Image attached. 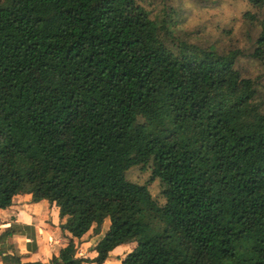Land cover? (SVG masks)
I'll return each instance as SVG.
<instances>
[{"label": "trees", "instance_id": "16d2710c", "mask_svg": "<svg viewBox=\"0 0 264 264\" xmlns=\"http://www.w3.org/2000/svg\"><path fill=\"white\" fill-rule=\"evenodd\" d=\"M264 11V0H246ZM252 57L264 62V18ZM137 0H0V210L55 204L72 235L48 263L264 264V103L220 54L184 42ZM153 169L165 204L128 181ZM109 230L97 257L75 239Z\"/></svg>", "mask_w": 264, "mask_h": 264}, {"label": "rangeland", "instance_id": "374dc122", "mask_svg": "<svg viewBox=\"0 0 264 264\" xmlns=\"http://www.w3.org/2000/svg\"><path fill=\"white\" fill-rule=\"evenodd\" d=\"M137 2L145 8L152 20L169 30L170 43L184 42L201 48H211L220 54L239 51L236 67L243 77L255 81L257 98L264 103V62L252 57L260 34V26L255 19L247 16L250 14L262 20L264 11L255 10L246 0H137ZM152 173L151 166H139L128 171L126 177L130 182L147 184L153 198L163 205L165 204L163 184L158 179L150 181ZM109 224L108 221L104 229H109ZM105 234L97 236V240H102ZM123 249L127 247L124 246ZM121 252L123 254L121 257H124L126 252L120 250L118 253Z\"/></svg>", "mask_w": 264, "mask_h": 264}, {"label": "crops", "instance_id": "0c3cea01", "mask_svg": "<svg viewBox=\"0 0 264 264\" xmlns=\"http://www.w3.org/2000/svg\"><path fill=\"white\" fill-rule=\"evenodd\" d=\"M108 221L99 232H95L94 227L82 239L74 240L78 257L86 260L97 257L94 248L101 241L97 240V236L107 233L109 229H104V226ZM63 224L55 204L46 200L34 202L33 196L29 194L16 196L9 209L0 210V264H4V256L13 253H17L23 262L48 263L58 257L72 240V235L62 230ZM124 246L127 249H123ZM136 246V243H130L117 247L104 264H122ZM120 250L126 252L124 257H121L122 252L118 253Z\"/></svg>", "mask_w": 264, "mask_h": 264}]
</instances>
